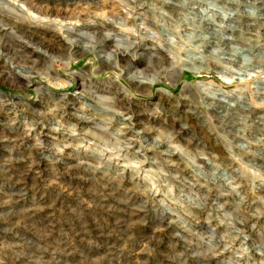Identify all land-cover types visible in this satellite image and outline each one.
<instances>
[{
	"label": "rangeland",
	"instance_id": "rangeland-1",
	"mask_svg": "<svg viewBox=\"0 0 264 264\" xmlns=\"http://www.w3.org/2000/svg\"><path fill=\"white\" fill-rule=\"evenodd\" d=\"M207 1L0 0V264H264V0Z\"/></svg>",
	"mask_w": 264,
	"mask_h": 264
},
{
	"label": "bare ground",
	"instance_id": "bare-ground-1",
	"mask_svg": "<svg viewBox=\"0 0 264 264\" xmlns=\"http://www.w3.org/2000/svg\"><path fill=\"white\" fill-rule=\"evenodd\" d=\"M200 1H203V2H205L207 5H205L203 2H200ZM195 0V2H199V4H201L202 6H201V8L203 9L202 10V12H204V13H208V11H209V9H211V8H213V3H211V2H208L207 0ZM230 2H233V1H230ZM234 3V2H233ZM204 5V6H203ZM210 6V7H209ZM220 14H221V12H220ZM209 16H208V18H214L213 16H211L212 15V13H211V15L210 14H208ZM60 26H62V24H60ZM218 44V43H217ZM218 48V47H217ZM249 48V47H248ZM82 49H83V51H86V52H89L88 50H90V49H88V47H82ZM223 49H224V47H223ZM216 50V49H215ZM227 51V50H226ZM245 52V51H244ZM218 53V52H217ZM224 53V52H223ZM105 56V55H104ZM238 56V55H237ZM113 57V56H112ZM233 57V56H232ZM99 58V57H98ZM102 58V57H101ZM240 58V57H239ZM110 59V57H105L102 61H108ZM225 60V59H224ZM241 60V59H240ZM197 63V62H196ZM243 65V64H242ZM244 68V67H243ZM19 69V68H18ZM20 72V71H19ZM22 72V71H21ZM142 74L140 73V72H130L129 74H128V76H127V79L129 80V81H131V82H136V85H149V86H151V84H153V78H150V79H148V78H145V77H143V76H141ZM19 77H21V78H23V79H28L30 76H27V75H23L22 73H19ZM213 109L215 108V107H212ZM221 109H224V107L223 108H221ZM218 111H219V109L218 108H215V110H213V114H215V113H218ZM221 112V111H220ZM223 112V111H222ZM219 114V113H218ZM231 114V113H230ZM220 115V114H219ZM233 115V114H232ZM219 117V116H218ZM221 117V116H220ZM230 122V121H229ZM227 123H228V121H227ZM29 166V165H28ZM237 184V183H236ZM210 256V255H209Z\"/></svg>",
	"mask_w": 264,
	"mask_h": 264
}]
</instances>
